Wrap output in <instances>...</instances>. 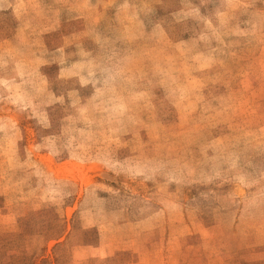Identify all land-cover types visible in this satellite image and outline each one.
<instances>
[{
  "label": "rangeland",
  "instance_id": "374dc122",
  "mask_svg": "<svg viewBox=\"0 0 264 264\" xmlns=\"http://www.w3.org/2000/svg\"><path fill=\"white\" fill-rule=\"evenodd\" d=\"M0 264H264V0H0Z\"/></svg>",
  "mask_w": 264,
  "mask_h": 264
}]
</instances>
